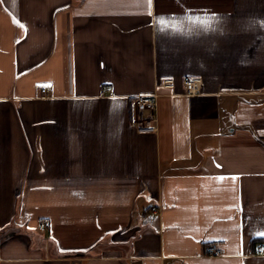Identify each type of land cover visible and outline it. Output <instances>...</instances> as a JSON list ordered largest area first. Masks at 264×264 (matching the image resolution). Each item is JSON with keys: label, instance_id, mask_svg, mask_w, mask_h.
I'll use <instances>...</instances> for the list:
<instances>
[{"label": "crops", "instance_id": "0c3cea01", "mask_svg": "<svg viewBox=\"0 0 264 264\" xmlns=\"http://www.w3.org/2000/svg\"><path fill=\"white\" fill-rule=\"evenodd\" d=\"M262 25L264 0H0V264H264Z\"/></svg>", "mask_w": 264, "mask_h": 264}, {"label": "built area", "instance_id": "2783aa9c", "mask_svg": "<svg viewBox=\"0 0 264 264\" xmlns=\"http://www.w3.org/2000/svg\"><path fill=\"white\" fill-rule=\"evenodd\" d=\"M183 86L185 93L196 94L200 92L203 86V79L199 76H184ZM160 85L174 88L175 79L172 77L165 78ZM45 91V88H42ZM134 115L132 125L139 132L155 131L156 126L152 123L156 121L157 94H137L133 97ZM204 252L207 255H220L224 252L218 243H207L204 245ZM258 253L264 255V239L258 242Z\"/></svg>", "mask_w": 264, "mask_h": 264}, {"label": "snow or ice", "instance_id": "6c2138e0", "mask_svg": "<svg viewBox=\"0 0 264 264\" xmlns=\"http://www.w3.org/2000/svg\"><path fill=\"white\" fill-rule=\"evenodd\" d=\"M147 5H148V8L150 9L151 8V0H147ZM149 15H151L150 11H149ZM186 18L189 20V22L194 23V24H202V25L206 26L207 23H208L207 19H201L200 17H191V16H189V17H186ZM164 19L165 18H160L161 23L164 22ZM169 19L171 20L172 18H169ZM262 26H264V25H262Z\"/></svg>", "mask_w": 264, "mask_h": 264}, {"label": "trees", "instance_id": "16d2710c", "mask_svg": "<svg viewBox=\"0 0 264 264\" xmlns=\"http://www.w3.org/2000/svg\"><path fill=\"white\" fill-rule=\"evenodd\" d=\"M80 253H83V251H80Z\"/></svg>", "mask_w": 264, "mask_h": 264}, {"label": "rangeland", "instance_id": "374dc122", "mask_svg": "<svg viewBox=\"0 0 264 264\" xmlns=\"http://www.w3.org/2000/svg\"><path fill=\"white\" fill-rule=\"evenodd\" d=\"M40 242H41V240H40Z\"/></svg>", "mask_w": 264, "mask_h": 264}]
</instances>
